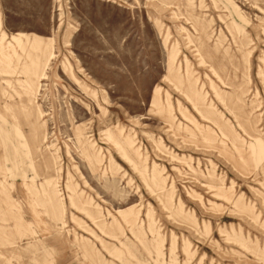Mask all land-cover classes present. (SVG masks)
I'll use <instances>...</instances> for the list:
<instances>
[{
  "label": "rangeland",
  "instance_id": "374dc122",
  "mask_svg": "<svg viewBox=\"0 0 264 264\" xmlns=\"http://www.w3.org/2000/svg\"><path fill=\"white\" fill-rule=\"evenodd\" d=\"M0 31V264H264V0H0Z\"/></svg>",
  "mask_w": 264,
  "mask_h": 264
},
{
  "label": "crops",
  "instance_id": "0c3cea01",
  "mask_svg": "<svg viewBox=\"0 0 264 264\" xmlns=\"http://www.w3.org/2000/svg\"><path fill=\"white\" fill-rule=\"evenodd\" d=\"M25 34H15L7 38L5 43L3 41L7 37L6 34L0 31V58L5 62H9L13 57V53L17 55L16 50H20L22 48L23 38L22 36ZM18 39V43L16 41ZM21 51V50H20Z\"/></svg>",
  "mask_w": 264,
  "mask_h": 264
},
{
  "label": "bare ground",
  "instance_id": "6f19581e",
  "mask_svg": "<svg viewBox=\"0 0 264 264\" xmlns=\"http://www.w3.org/2000/svg\"><path fill=\"white\" fill-rule=\"evenodd\" d=\"M17 43H18V39H16ZM53 56V54H50L49 57L51 58ZM32 75L33 78H30L31 80L36 78L38 80L44 79L46 77V74L42 71L39 76L36 77L35 73H30Z\"/></svg>",
  "mask_w": 264,
  "mask_h": 264
}]
</instances>
